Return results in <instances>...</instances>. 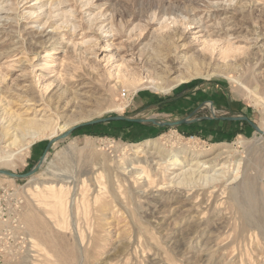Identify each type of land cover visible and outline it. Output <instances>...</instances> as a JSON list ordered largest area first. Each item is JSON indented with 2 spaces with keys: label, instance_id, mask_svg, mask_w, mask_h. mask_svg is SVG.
<instances>
[{
  "label": "rangeland",
  "instance_id": "rangeland-1",
  "mask_svg": "<svg viewBox=\"0 0 264 264\" xmlns=\"http://www.w3.org/2000/svg\"><path fill=\"white\" fill-rule=\"evenodd\" d=\"M209 102L264 129V0H0V157L16 160L1 169L28 173L73 120L173 122ZM85 123L33 182L0 176V264H264V138L247 123ZM148 140L186 164L226 152L229 169L184 186L157 166L124 176ZM62 173L78 178L64 210L45 186Z\"/></svg>",
  "mask_w": 264,
  "mask_h": 264
},
{
  "label": "bare ground",
  "instance_id": "bare-ground-1",
  "mask_svg": "<svg viewBox=\"0 0 264 264\" xmlns=\"http://www.w3.org/2000/svg\"><path fill=\"white\" fill-rule=\"evenodd\" d=\"M185 80V76L178 78V82H183ZM208 105L210 106V104ZM42 110L43 109L41 108L39 109V111L41 112ZM18 119L20 123L25 124V130H23L24 132H26L27 129H34L38 133H41V131H43V129L48 125L47 122L38 123L35 120H24L21 117ZM93 119L94 118H82L80 120L77 119L67 122L60 129L54 130L49 135V139L53 140L59 137L61 134H64L65 132L76 128L75 126L79 125L80 123H88L89 121L91 122V120ZM260 136L264 138L263 135ZM130 147L132 148V153L135 155V157L132 159L130 166L123 167L121 169L122 174L124 176L130 177L138 175V178L141 179L143 177H146L145 170L147 167L157 166L158 170L162 169L164 170V172L168 173V179L173 181V183H177L178 185L184 186L197 184L198 182L217 183L226 175L227 170L229 169V165H227L226 162H223L222 164L219 163L222 161V158L226 152H218L203 159L196 156L192 159L191 164H186L188 160V155L185 151L177 150V152H163L161 146H159L158 142L155 140H148L140 146ZM194 155H196V153H194ZM15 161L16 160L14 159H8V157H0V169L3 167L13 168L15 165ZM61 175L62 176H55V181L57 182V184L45 186L47 188H50L51 193H53L55 205L64 210L66 202L63 201V199L65 197H69L70 206H72L73 202L75 201V196L77 195L78 178L75 175L66 173H62ZM33 177L28 179L29 183L33 182ZM29 191L30 189H28L27 192L29 193Z\"/></svg>",
  "mask_w": 264,
  "mask_h": 264
},
{
  "label": "water",
  "instance_id": "water-1",
  "mask_svg": "<svg viewBox=\"0 0 264 264\" xmlns=\"http://www.w3.org/2000/svg\"><path fill=\"white\" fill-rule=\"evenodd\" d=\"M209 104L211 107V116L210 117H197V118H195L197 111L207 105V103H203L198 107L197 110L192 112L187 118L177 120V121H173V122L165 121V120L158 119V118L142 119V118H131V117L119 115V116H112V117H108V118H104V119L94 120V121L85 123L82 126H94V125H98V124H102V123H109V122H129V123H135V124H139V125L149 124V125L158 126L161 128H177V127H181L184 125H193V124L199 123L201 121H212V120H214V121H220V122H244V123H247L251 128H253L258 134L264 136L263 130H261V128L257 124H255L253 121H251L247 116L217 117L215 114V111H214L213 104L211 102H209ZM74 130H75V128L65 132L64 134H61L59 137H57L53 140H50L49 143L47 144L46 149L44 150L43 155L39 159L37 165L34 168H32L28 173L19 175V174H14L13 172H11L9 170L0 169V176L9 177V178H12L15 180H18V179L28 180V179H30L31 177H33L34 175H36L39 172L43 163L45 162V159H46L48 153L53 148V146L56 143H58L59 141H63L65 139L69 138L73 134Z\"/></svg>",
  "mask_w": 264,
  "mask_h": 264
}]
</instances>
